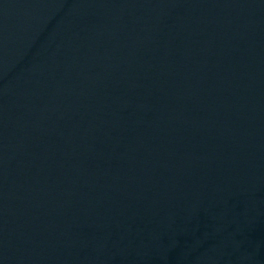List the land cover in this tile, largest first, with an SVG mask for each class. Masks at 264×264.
<instances>
[{
  "label": "water",
  "instance_id": "1",
  "mask_svg": "<svg viewBox=\"0 0 264 264\" xmlns=\"http://www.w3.org/2000/svg\"><path fill=\"white\" fill-rule=\"evenodd\" d=\"M264 122V0H0V264H141Z\"/></svg>",
  "mask_w": 264,
  "mask_h": 264
}]
</instances>
